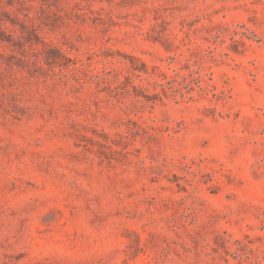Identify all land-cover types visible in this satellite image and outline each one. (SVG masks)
I'll return each instance as SVG.
<instances>
[{
	"label": "rangeland",
	"instance_id": "rangeland-1",
	"mask_svg": "<svg viewBox=\"0 0 264 264\" xmlns=\"http://www.w3.org/2000/svg\"><path fill=\"white\" fill-rule=\"evenodd\" d=\"M0 264H264V0H0Z\"/></svg>",
	"mask_w": 264,
	"mask_h": 264
}]
</instances>
